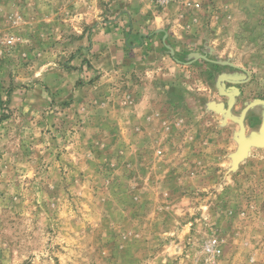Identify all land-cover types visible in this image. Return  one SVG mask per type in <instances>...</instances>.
<instances>
[{"label":"rangeland","instance_id":"obj_1","mask_svg":"<svg viewBox=\"0 0 264 264\" xmlns=\"http://www.w3.org/2000/svg\"><path fill=\"white\" fill-rule=\"evenodd\" d=\"M238 72L234 118L264 101V0H0V264H264Z\"/></svg>","mask_w":264,"mask_h":264},{"label":"water","instance_id":"obj_2","mask_svg":"<svg viewBox=\"0 0 264 264\" xmlns=\"http://www.w3.org/2000/svg\"><path fill=\"white\" fill-rule=\"evenodd\" d=\"M223 80H229V78L225 77V76H220L219 77V82L223 81ZM219 86H221L222 91L224 92V94L228 95L229 97V107L228 109L225 111V113L232 119L234 120L236 123H238L240 125V140H239V144H240V149L239 152L237 153L238 157H243L246 155L247 153V149L249 148V146L251 145H264V123H263V127L261 129V135H253L252 138L250 140L245 139L244 137V118L248 112L249 109L253 108L254 106H256L257 104H264V101H256L254 103H251L250 105H248L244 110L243 113L241 114L240 118H234L231 115V109L233 107V105H235V96L239 93L238 89H235V93L231 94V93H227L225 92L223 85H221V83L219 84Z\"/></svg>","mask_w":264,"mask_h":264},{"label":"crops","instance_id":"obj_3","mask_svg":"<svg viewBox=\"0 0 264 264\" xmlns=\"http://www.w3.org/2000/svg\"><path fill=\"white\" fill-rule=\"evenodd\" d=\"M237 69H239L238 67H237ZM242 69H240V71H241ZM239 71V70H238ZM240 73L241 72H238V73H235V74H231V75H227V74H222L221 76H225V77H227V78H229V80H225V81H227V82H229V83H231V84H235L236 86H233V87H231L232 89H238L239 90V93L235 96V104H236V102H238V100H237V97H239V96H241V90L239 89V87L240 86H242L243 85V83H245V80H242L241 79V75H240ZM248 106V105H247ZM246 106V107H247ZM245 107V108H246ZM244 108V109H245ZM255 108V107H254ZM243 109V110H244ZM252 109V108H251ZM251 109H249L248 110V112H247V114H246V116H245V118H244V122H243V124H244V129H245V122H246V119H247V117L249 116V111L251 110ZM254 121L255 122H257V120L256 119H254ZM262 123V122H261ZM257 124V123H256ZM255 124V125H256ZM244 132H245V130H244ZM239 152V150H237V153ZM236 153V154H237Z\"/></svg>","mask_w":264,"mask_h":264},{"label":"bare ground","instance_id":"obj_4","mask_svg":"<svg viewBox=\"0 0 264 264\" xmlns=\"http://www.w3.org/2000/svg\"><path fill=\"white\" fill-rule=\"evenodd\" d=\"M246 137V136H245Z\"/></svg>","mask_w":264,"mask_h":264}]
</instances>
